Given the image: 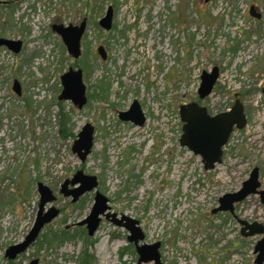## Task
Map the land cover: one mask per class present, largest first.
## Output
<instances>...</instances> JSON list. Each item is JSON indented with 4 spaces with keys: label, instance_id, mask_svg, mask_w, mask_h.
<instances>
[{
    "label": "rangeland",
    "instance_id": "1",
    "mask_svg": "<svg viewBox=\"0 0 264 264\" xmlns=\"http://www.w3.org/2000/svg\"><path fill=\"white\" fill-rule=\"evenodd\" d=\"M252 5L261 18L251 15ZM110 6L113 26L105 30L99 20ZM85 17L76 60L52 25L79 24ZM0 37L24 42L18 53L0 46V264H11L6 249L34 225L38 182L52 189L57 198L47 206L58 207L60 215L12 264L35 258L39 264H77L86 245L93 264H138L125 228L103 218L89 236L78 225L97 191L108 198L111 212L140 221V243H161L166 264H255L261 235L242 236L238 218L264 222L260 196L237 203V217L212 209L221 196L241 189L254 167L264 188V0H2ZM215 66L219 80L200 99L201 74ZM70 67L83 71V108L59 99L61 75ZM15 80L21 95L13 90ZM237 97L247 125L235 128L222 162L208 170L200 155L180 143V106L196 101L217 114ZM134 99L146 115L143 125L119 117ZM87 123L95 129L94 145L81 161L72 145ZM78 170L95 175L98 186L73 202L60 190ZM61 229L78 231L55 245L42 242L45 233Z\"/></svg>",
    "mask_w": 264,
    "mask_h": 264
},
{
    "label": "water",
    "instance_id": "2",
    "mask_svg": "<svg viewBox=\"0 0 264 264\" xmlns=\"http://www.w3.org/2000/svg\"><path fill=\"white\" fill-rule=\"evenodd\" d=\"M1 2L2 0H0ZM250 13L257 18H261L262 16L261 13L255 11V6L253 5L250 7ZM113 16V8L110 6L106 14L100 19V25L106 30L111 29ZM52 29L61 36L67 52L73 58L77 59L82 55V38L87 29L86 18L80 24L65 25L63 23H55L52 25ZM22 44V40L0 37V46L6 45L16 53L21 51ZM98 52L103 58H106V50L103 45L98 47ZM219 77V66L213 67L211 71L204 70L202 72L201 83L198 89L200 99H204L212 94ZM61 81L63 89L59 98L61 100H70L77 107L83 108L88 98L82 69L70 67L68 71L62 74ZM13 90L18 95L22 94V87L18 80L14 81ZM119 117L122 120L132 121L136 125H143L147 119L137 99L133 100L128 110L121 111ZM180 117L183 121V133L180 138L181 145L188 147L195 154L200 155L205 168L208 170L214 169L218 163L222 162L224 147L228 143L235 127L241 129L247 125L244 104L238 97L230 110L217 114H211L206 106H202L196 101L182 104L180 106ZM94 133V126L91 123L85 124L72 145V151L78 154L81 161H85L92 151ZM259 176V167H254L249 178L243 182L241 189L221 196L219 206L212 209V212L228 211L235 215L236 203L242 202L254 194H260L261 200L264 202V189H260L261 182ZM78 183L79 186L76 188H68L69 184L76 185ZM37 185L38 192L40 193V202L34 225L21 242L10 245L6 249L5 256L8 260H17L36 242L45 226L60 215L58 207L54 205L47 206L57 198L52 189L43 182H38ZM97 185L98 179L95 175H87L83 170H78L72 179L64 181L60 191L65 196H72V201L76 202L80 196L93 190ZM109 210L108 198L98 191L90 214L85 219L79 221L78 224H86L89 236H93L100 226L102 217L105 216L117 226L125 227L130 231L128 240L135 244L136 251L139 254L138 264L147 262L166 264L161 258V243L159 241L152 244L140 243V241L144 240L145 234L138 219L126 214L119 217L117 213L110 212ZM238 221L242 226L241 234L245 237L256 234L262 235L255 245L254 252L256 254L255 264H264V223L258 221L250 222L242 218H238ZM39 263L40 260L35 258L29 264Z\"/></svg>",
    "mask_w": 264,
    "mask_h": 264
},
{
    "label": "trees",
    "instance_id": "3",
    "mask_svg": "<svg viewBox=\"0 0 264 264\" xmlns=\"http://www.w3.org/2000/svg\"><path fill=\"white\" fill-rule=\"evenodd\" d=\"M68 125H69V119H66L65 115L62 116L61 127H62V131L65 132V134L68 131ZM77 231L78 229L76 230L75 233L70 234V232L67 229H61L59 232H56L54 234L45 233L43 235L42 242L43 243L46 242L49 246L55 245L63 242V240L65 239H70L75 237ZM93 242H94L93 240L86 238V243L93 244ZM93 260H94V256L88 251V245H86L85 250L81 254L77 264H93ZM10 262L12 264L14 261H10Z\"/></svg>",
    "mask_w": 264,
    "mask_h": 264
},
{
    "label": "flooded vegetation",
    "instance_id": "4",
    "mask_svg": "<svg viewBox=\"0 0 264 264\" xmlns=\"http://www.w3.org/2000/svg\"><path fill=\"white\" fill-rule=\"evenodd\" d=\"M85 18H86V17H85ZM85 18H84V19H85ZM86 19H87V18H86ZM99 21H100V20H99ZM79 24H80V23H79ZM99 24H100V23H99ZM100 26H101V25H100ZM112 26H113V24H112ZM87 27H88V19H87ZM101 27H102V26H101ZM111 28H112V27H111ZM105 30H106V29H105ZM109 30H110V29H109ZM86 31H87V29H86ZM58 35H59V34H58ZM22 43H23V44H22V49H23V47H24V42L22 41ZM3 46H6V45H3ZM98 47H99V46H98ZM98 47H97V51H98ZM22 49H21V50H22ZM105 50H106V49H105ZM98 53H99V52H98ZM99 54H100V53H99ZM80 57H81V56H80ZM80 57H79V58H80ZM101 57H102V56H101ZM79 58H77V59H79ZM102 58H103V57H102ZM74 59H76V58H74ZM77 59H76V60H77ZM103 59H105V58H103ZM73 68H74V67H73ZM74 69H78V68H74ZM61 76H62V75H61ZM61 82H62V81H61ZM216 84H217V83H216ZM85 85H86V84H85ZM62 86H63V85H62ZM215 86H216V85H215ZM86 88H87V87H86ZM86 92H87V89H86ZM59 96H60V95H59ZM87 98H88V97H87ZM59 99H60V98H59ZM60 100H61V99H60ZM72 178H73V177H72ZM259 178H260V176H259ZM97 186H98V185H97ZM260 189H264V188H262V185H261ZM97 192H98V191H97ZM97 192H96V193H97ZM83 195H84V194H83ZM254 195H259V196H260V200H261V195H260V194H254ZM95 196H96V195H95ZM261 201H262V200H261ZM239 203H240V202H239ZM262 203H264V202H262ZM236 204H237V203H236ZM93 205H94V204H93ZM235 206H236V205H235ZM92 207H93V206H92ZM109 211H110V210H109ZM110 212H111V211H110ZM89 214H90V213H89ZM231 214H232V213H231ZM122 215H123V214H122ZM122 215H120V216L118 215V216L121 217ZM233 215H234V214H233ZM103 218L107 219L105 216H103V217H102V220H101V223H102V221H103ZM55 219H56V218H55ZM55 219H54V220H55ZM135 219H136V218H135ZM54 220H53V221H54ZM107 220H110V219H107ZM53 221H52V222H53ZM110 221H112V220H110ZM253 222H254V221H253ZM258 222H259V221H258ZM101 223H100V225H101ZM262 223H264V222H262ZM49 224H50V223H49ZM47 225H48V224H47ZM47 225H46V226H47ZM78 225H79V224H78ZM46 226H45V227H46ZM81 226H84V227L87 228V225H86V224L81 225ZM140 226H141V225H140ZM99 227H100V226H99ZM241 227H242V226H241ZM123 228H125V227H123ZM98 229H99V228H98ZM125 229L128 230L127 228H125ZM43 230H44V229H43ZM142 230H143V229H142ZM97 231H98V230H97ZM97 231H96V232H97ZM128 232H129V234H130V231H129V230H128ZM87 233H88V229H87ZM41 234H42V233H41ZM41 234H40V235H41ZM95 234H96V233H95ZM95 234H94V235H95ZM129 234H128V236H129ZM88 235H89V234H88ZM94 235H93V236H94ZM241 235H242V234H241ZM256 235H260V234H256ZM256 235H254V236H256ZM242 236H244V235H242ZM39 237H40V236H39ZM39 237H38V238H39ZM244 237H245V236H244ZM249 237H253V236H249ZM261 237H262V235H261ZM38 238H37V240H38ZM37 240H36V241H37ZM129 242H130V241H129ZM130 243H132V244L134 245V247H135V244H134L133 242H130ZM256 243H257V242H256ZM33 244H34V243H33ZM33 244H32V245H33ZM32 245H31V246H32ZM254 249H255V247H254ZM135 250H136V247H135ZM136 252H137V251H136ZM254 253H255V252H254ZM23 254H24V253H23ZM23 254H22V255H23ZM22 255H21V256H22ZM21 256H20V257H21ZM20 257H19V258H20ZM161 258H162V255H161ZM162 261H163V260H162ZM163 262H164V261H163ZM164 263H165V262H164ZM154 264H155V263H154Z\"/></svg>",
    "mask_w": 264,
    "mask_h": 264
}]
</instances>
